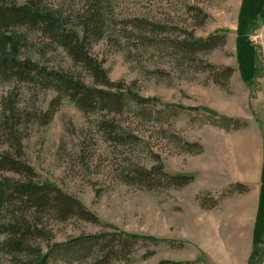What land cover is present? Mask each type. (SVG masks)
<instances>
[{
  "label": "rangeland",
  "instance_id": "obj_1",
  "mask_svg": "<svg viewBox=\"0 0 264 264\" xmlns=\"http://www.w3.org/2000/svg\"><path fill=\"white\" fill-rule=\"evenodd\" d=\"M12 1L15 6L26 2ZM42 1L45 10L59 13L67 29L81 39L77 6L82 0ZM109 1L112 17L106 33L86 48L108 80L123 87L121 92L154 102L147 107L148 116H138L133 104L122 115L109 116L134 133L138 142L107 144L96 127L105 114L84 116L68 99L52 105L57 97L53 90L0 74V130L8 98L22 114L31 115L21 120L18 138L21 161L33 169V182L56 186L99 221L58 222L47 212L35 220L45 234H34L27 243L47 252L53 245L110 233L157 241L139 240L128 252L106 244L121 253L107 259L110 251L105 248L99 254L92 246L76 256L56 254L50 264H264V0ZM147 22L155 28L146 27ZM188 33L195 39L224 36L225 44L181 64L163 43L169 46ZM1 34L17 39L19 61L29 60L93 86L90 75L38 30L16 27ZM148 40L160 44L152 47ZM204 64L218 68L219 75L232 69L227 85H216L210 71L201 72ZM49 108L54 115L42 125ZM220 118L232 119L239 128L221 129ZM2 134L0 155L12 153ZM184 143L197 145L200 151L188 152ZM244 159L252 168L242 163ZM160 166L169 175L192 176L193 181L179 190H146L122 180L123 174L137 168ZM0 176L25 181L13 173ZM240 186L247 192H235ZM197 198L206 206L219 201L202 209ZM12 211L33 218L18 202ZM6 216L3 213L0 220ZM26 258L25 252L19 256L0 252V264H21Z\"/></svg>",
  "mask_w": 264,
  "mask_h": 264
},
{
  "label": "trees",
  "instance_id": "obj_2",
  "mask_svg": "<svg viewBox=\"0 0 264 264\" xmlns=\"http://www.w3.org/2000/svg\"><path fill=\"white\" fill-rule=\"evenodd\" d=\"M42 4V0H26L24 5L15 6L12 0H0V74L10 81L38 82L42 88L53 90L57 97L52 101V105L55 103L60 105L62 100L68 99L84 116L105 114L97 120L96 127L107 144L126 146L138 142L139 139L134 133L129 132L125 125L116 121L114 116H109L122 115L129 104H133L138 109V116H148L150 114L147 107L155 105L154 102L151 99H142L130 91L121 92L123 87L112 84L108 80L102 66L88 55L86 48L91 42H98L104 37L112 17L110 1L82 0L79 3L77 20L82 31L81 39L73 30L67 29L62 23L59 13L45 10ZM155 26L154 23L147 22L146 24V27L150 28H155ZM16 27L25 28L29 31L38 30L53 45L61 48L75 65L82 67L90 75L93 86L88 87L79 80L68 78L61 73L48 71L29 60L19 61L15 55V50L18 49L17 39L14 40L1 34L2 31ZM149 42V46L152 47L160 44L159 41L154 40ZM224 44V36L215 35L207 39H195L191 33H188L182 40H171L169 46L168 42L163 43L164 47H168L167 50H170L171 56L178 57L179 59H176L181 64L192 62L198 54L210 53ZM199 70L201 72L210 71L214 83L221 87L227 85L232 74V69H224L222 75H219L218 68L206 64L202 65ZM114 89L117 92L112 91ZM180 109L183 108L180 107ZM54 112V109L49 108L42 115L41 124L48 123ZM30 116L28 113L22 114L21 109H18L11 102V98L7 99V104L3 108L2 129L0 131L13 152L0 155V175L13 173L24 176L25 181L15 182L0 176V219L3 213L7 214L4 220H0V252H7L12 256H19L25 252L27 258L21 264H50L51 258L56 254L76 256L92 246L98 248L99 254L105 253V248L110 251L104 257L107 259L114 254H121L118 251L112 252V249L108 248V244H114V248H120L127 252L139 240L155 244L157 241L154 238L123 233L80 237L66 245H53L47 252H43L41 248L31 247L27 243L34 234H38V236L45 234L37 229L35 220L47 212L52 213L58 222H65L70 218L99 222L75 198L64 194L56 186L49 183L39 185L33 182V169L21 161L22 145L21 138H18V127L21 120ZM220 120H222V124H219V127L223 130L239 128L238 125H234L232 119L220 118ZM183 146L188 152L193 149L200 151V147L194 144L184 143ZM122 180L128 186L141 187L146 190L156 187L179 190L189 185L193 181V177L169 175L160 166L150 170L137 168L130 174H123ZM239 188L235 192L242 194L247 192V187L240 186ZM197 201L200 208L208 209L216 205L219 200L214 201L213 205L210 206L203 205L201 198H197ZM17 202L28 208L32 212L33 218L30 219V217L27 218L26 215L20 214L17 216L15 211H12L13 205ZM260 209H263L262 204ZM150 254L148 253V255ZM158 264L194 263L161 261Z\"/></svg>",
  "mask_w": 264,
  "mask_h": 264
},
{
  "label": "crops",
  "instance_id": "obj_3",
  "mask_svg": "<svg viewBox=\"0 0 264 264\" xmlns=\"http://www.w3.org/2000/svg\"><path fill=\"white\" fill-rule=\"evenodd\" d=\"M254 145H256V143H254ZM244 165H247L246 167H249V168H252L251 167V164L250 163H247V160L246 159H244V161L242 162ZM255 167L256 166H254V170H255Z\"/></svg>",
  "mask_w": 264,
  "mask_h": 264
}]
</instances>
